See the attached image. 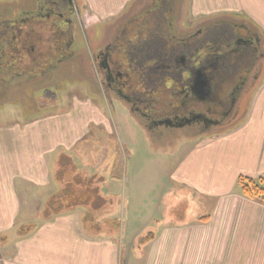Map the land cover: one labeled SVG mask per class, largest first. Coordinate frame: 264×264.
<instances>
[{"label":"crops","instance_id":"obj_1","mask_svg":"<svg viewBox=\"0 0 264 264\" xmlns=\"http://www.w3.org/2000/svg\"><path fill=\"white\" fill-rule=\"evenodd\" d=\"M79 1L87 15L104 25L133 0H115L113 4L106 1L102 5ZM184 1L181 3L192 22L211 21L223 12L243 13L259 28L264 43V0ZM257 80L255 89L247 95V110L240 122L226 131L198 136L175 168L178 187L189 194L190 200L205 204L208 220L197 221L200 216H196L190 221L169 222L148 241L146 257L141 262L131 260L124 252L125 264H264V204L242 196L236 186L238 176L264 173V69ZM76 97L79 103H69L61 113L67 115V131L66 142L60 146H55L53 134L49 137L32 129L36 126L0 130V264H119L118 241L95 228L89 229L85 222L86 212L96 217V206H77L62 212L26 237L10 241L3 236L15 227L22 207L33 214L37 211L43 201L37 190L53 184L62 154L70 157L75 153L80 160L75 161V168L83 171L84 150L79 148V141L87 136L85 130L90 124H102L100 117L105 110L102 102L89 94ZM46 108L49 111L51 107ZM74 111L80 113L72 118ZM75 116L84 121L77 128L75 123L80 118ZM40 118L29 121L32 124ZM91 164L85 172L87 176L93 173L90 170L95 171ZM89 185L96 188L97 195L91 194L86 201L101 202V183L92 181Z\"/></svg>","mask_w":264,"mask_h":264},{"label":"flooded vegetation","instance_id":"obj_2","mask_svg":"<svg viewBox=\"0 0 264 264\" xmlns=\"http://www.w3.org/2000/svg\"><path fill=\"white\" fill-rule=\"evenodd\" d=\"M71 1L0 0V100L12 98L13 90L27 84L33 93L32 87L58 83L65 78L64 70L84 58L88 59L87 71L80 65V73L87 72L88 80L81 84L94 92L88 94L108 104L113 112L117 105L122 106L165 144L178 137L191 140L204 133L226 131L240 122L244 100L264 69L263 39L249 19L216 17L200 28L190 24L184 29L176 22L181 19V0H133L107 24L103 46L88 57L71 43L76 33L84 32V27L81 31L77 27ZM87 20L101 25L94 17ZM77 21L83 20L77 17ZM230 53H240L239 58L251 56L248 69L239 72L231 86L225 63ZM39 59L44 62L39 64ZM198 70L208 79L202 93L194 87L193 75ZM86 90L78 96L84 97ZM166 91H177L176 102L168 103V110L160 104ZM41 99L38 104L42 106L53 98L43 94ZM207 102H213L221 112L205 107ZM14 105H19L18 113L8 117L38 111L20 107V101ZM13 119L8 122H21L23 117Z\"/></svg>","mask_w":264,"mask_h":264},{"label":"rangeland","instance_id":"obj_3","mask_svg":"<svg viewBox=\"0 0 264 264\" xmlns=\"http://www.w3.org/2000/svg\"><path fill=\"white\" fill-rule=\"evenodd\" d=\"M106 1L111 4L115 2V0H91L93 4L97 2L99 5H102L103 2ZM183 1L184 0H181V2ZM71 5L74 9L73 17L76 20L77 27L80 31L81 27H84L83 33L79 32L74 36L71 42L74 46L73 49L84 53L86 52L89 57L91 52L94 53L103 46L108 25L88 24L89 21L87 19H90L91 16L83 11V4L79 0H72ZM77 17L78 19L81 18L83 21H77ZM215 17L247 20L243 13L236 12H223ZM179 18H181L182 21L179 19V21L176 22L184 29L190 28V24L200 28L203 24L210 23V21L201 20L195 22L188 21L190 20L189 14H187V10L184 9L183 3H180L179 6ZM80 22H82V25ZM216 31L215 29V34ZM48 46H50V42ZM240 55V53H230L225 59L228 71H230L227 75V79H229L227 83L229 86L233 85V82L237 80L236 77L239 76V72L243 73L249 67L251 56L246 54L247 56L245 55L239 58ZM87 61L82 58L72 66H69L72 67V69L68 71H66L67 69L64 70L65 78L63 77L64 79L62 80L65 81L58 79L57 81L59 82L56 84H49L44 87L37 85L34 88L32 87L33 93L29 92L31 88H29L30 85L27 84L19 91L13 90V96L11 95L12 98L7 97L4 100L5 102L0 100V130H24L31 128V126H36L38 128L32 129H38L49 137L53 134V141L56 142L55 146L56 144L60 146L61 143L66 142L67 121L65 119L67 115L61 113L66 111V105L69 103L70 105L79 103L76 96L83 91L85 93L86 86L83 87L81 82L88 80L85 77L87 72L82 76L80 73V65L81 69L87 71ZM42 62L44 61L39 59V64ZM123 66L127 68V63ZM71 70L75 71V73H68ZM78 81L80 82L79 85L77 84ZM165 81L166 83L170 82L169 79ZM87 83L89 82L87 81ZM166 85L169 86L168 84ZM228 85H225V87L228 88ZM254 86L255 85L251 88V92L255 89ZM78 89L81 91H78ZM88 92L94 94L91 90H86V94H88ZM155 93H157V91ZM43 94L48 95L51 99L58 98V100L54 101L50 99L51 102H41L45 104L41 106L38 104V101H42L41 98ZM176 95L177 91L163 92V97H165V99L161 100V106L168 110L171 107L168 106V103L175 104ZM18 101H20V107L26 106L27 110L30 112L32 110H38L36 111L37 114H42L35 117L32 113L26 114L22 112L23 115L18 117H23V119H21L23 125H21L20 121L8 122L14 120L13 118H18L7 116L18 113L17 107L19 105H14V102L17 103ZM244 101V103H246L247 99ZM207 104L208 105L205 107L208 106L207 108L211 109V111H215L216 114L221 112V108L217 107L213 102H207ZM103 105L105 115L102 114L100 117L102 124H90L85 130L87 136L79 141V145H81L79 148L84 150V154H82V163H84L82 164L83 171L80 172H83L85 176V172L89 170V166L93 161V165H91L95 166V171L90 170V173H94L96 177L94 180L96 183H101L100 191L103 198L102 201L104 202L105 199L109 201V203L106 201L105 205L100 209L98 202L94 204V206H96L94 212L96 217L91 219L92 222L89 225L93 226L92 229H97V232L108 234L118 241L119 264H125V260L124 262L122 261L124 252L125 254L129 253V258L131 260L135 262L139 260L141 262V259L146 257V252L148 250V240L144 239L151 232L157 234L159 232L158 230L169 224V222L186 221L190 216L195 214L204 215L207 212L205 204L200 205L198 202L195 203L194 200H190L189 194L178 187L174 178V171L177 164L188 151L189 147H191L190 145L195 139L190 140L189 138L178 137L172 144H165L162 142L163 139H161V137H152L151 133L144 126V123L122 109V106L117 105L114 113L108 104ZM43 107H51L48 110L52 112L45 114V109ZM244 109L246 113L247 109ZM81 111L84 115L86 114L85 110L82 109ZM79 113V111H74L71 117L73 118L74 115ZM53 114L55 116H51ZM25 115L28 116L26 117ZM37 118L40 119L32 124L31 121H27ZM74 118L78 119L80 116H75ZM28 122H30V124H27ZM83 122V117H81L80 121H76L75 128L83 125ZM57 140L59 143H57ZM59 148L62 149L61 147ZM65 156L66 155H64V157ZM76 157L75 153L70 156L71 164H74L76 160L80 162L78 157ZM65 160L64 158L63 162ZM118 167L119 169H117ZM71 171L72 169L69 168V172ZM260 176H264V173L251 176V178ZM63 177L66 178L67 176L64 174ZM50 190H52V188H50ZM41 191L44 190H37V193L39 194ZM28 203L30 205L31 201L28 200ZM29 205L25 206L29 207ZM79 206H82L83 209H88L89 207L82 204ZM38 210L39 209H37V211ZM29 221H31V224L37 226H40L43 222L41 217L36 215ZM87 221L89 220L87 219ZM18 228L19 226L16 224L13 229L6 231L3 236L7 237L10 241L14 240L20 236V229ZM128 243L132 244L131 248L128 246Z\"/></svg>","mask_w":264,"mask_h":264},{"label":"trees","instance_id":"obj_4","mask_svg":"<svg viewBox=\"0 0 264 264\" xmlns=\"http://www.w3.org/2000/svg\"><path fill=\"white\" fill-rule=\"evenodd\" d=\"M51 112V110H44L45 114ZM32 114L33 116L37 117L40 116L42 113L37 114V112H33ZM62 155L60 158L61 160L57 161L58 169L55 173V177L52 179L53 184L48 187V190L44 189V191L40 192V196L43 197V201L38 207L39 210L36 211L34 214L36 216L41 217V219L43 220L42 223L46 221H51L56 215L65 211L72 210L81 204L87 205L89 207H93L95 204L86 201V198L88 199L91 194L95 195L97 193L96 188L92 185H89L92 181L95 182L94 179L96 177L94 176V174H90L89 176H83V172L77 170V168H75V164L70 163V157L65 156L66 160L63 162L64 156ZM65 163H69V165H65ZM69 168L72 169L71 172H69ZM64 174L65 176H67L66 178L63 177ZM79 184L81 186H79ZM236 186L238 187L242 196L252 200H258L264 204V176H260L257 178H251L248 176H238L236 179ZM50 188H52V190H50ZM95 197L97 198V196ZM96 202L99 203V207H103L106 201L99 202V200H96ZM34 214L25 207L21 208V212L17 217L16 221V224L19 226L18 229H20L19 237H26L36 231L39 227L37 225L31 224V221H29L33 218V216H35ZM89 216L90 215H88V213L86 212L84 219L85 222L91 224V219L93 218ZM196 216H200L197 221L202 222L207 221L209 218V216L205 214H195L193 216H190L188 220L190 221L191 219H193V217ZM87 219L89 221H87ZM92 228L93 226L90 225L89 229ZM153 235L154 234L151 232L144 240L149 241Z\"/></svg>","mask_w":264,"mask_h":264},{"label":"water","instance_id":"obj_5","mask_svg":"<svg viewBox=\"0 0 264 264\" xmlns=\"http://www.w3.org/2000/svg\"><path fill=\"white\" fill-rule=\"evenodd\" d=\"M193 79H194L195 90H197L198 93H202V91L206 89L208 85V79L206 75L203 74L200 70H198L193 75Z\"/></svg>","mask_w":264,"mask_h":264}]
</instances>
